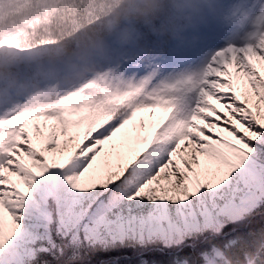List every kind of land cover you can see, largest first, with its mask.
Instances as JSON below:
<instances>
[{
    "label": "snow or ice",
    "instance_id": "1",
    "mask_svg": "<svg viewBox=\"0 0 264 264\" xmlns=\"http://www.w3.org/2000/svg\"><path fill=\"white\" fill-rule=\"evenodd\" d=\"M215 11L107 87L0 110V264H264V0L219 47Z\"/></svg>",
    "mask_w": 264,
    "mask_h": 264
},
{
    "label": "rangeland",
    "instance_id": "2",
    "mask_svg": "<svg viewBox=\"0 0 264 264\" xmlns=\"http://www.w3.org/2000/svg\"><path fill=\"white\" fill-rule=\"evenodd\" d=\"M211 2L212 0H170L167 10L174 19L170 21L171 18L167 17L166 20L170 23L165 22V29L170 34L156 35L155 26H150L151 31L144 29L145 36L142 40L155 37L168 41L177 38L182 31L207 18ZM234 4L235 0H215L211 45L222 46L231 38V28L224 17ZM64 8L63 3H49V0H0V67H10L7 73H0V110L5 113L15 111L23 102H31L37 98H55L88 82L96 85L93 90H98L101 85L107 87L104 81L109 73L115 71L125 59H133V48L138 44L135 36L143 30L128 21L115 24L96 45L80 49L81 53L73 54L69 61L58 59L43 65L33 61L30 56L22 57L19 50L28 47L29 25H33L38 19V14L40 18L48 17L54 11ZM180 18L182 22L177 21ZM64 23L66 28H76L77 25L73 18L65 19ZM150 33L153 34L152 37ZM116 83H120L118 78Z\"/></svg>",
    "mask_w": 264,
    "mask_h": 264
},
{
    "label": "trees",
    "instance_id": "3",
    "mask_svg": "<svg viewBox=\"0 0 264 264\" xmlns=\"http://www.w3.org/2000/svg\"><path fill=\"white\" fill-rule=\"evenodd\" d=\"M49 3H63L65 8L42 18L38 14L40 12H35L38 19L33 25H29L28 47L18 49L22 57L30 56L33 61L43 65L58 59L71 60L73 54L81 53L80 49L96 45L115 24L128 21L140 27L143 31L135 36L136 43H139L145 36L144 29L149 31L150 26H155L156 35H169L170 32L165 29V22L168 21L166 18H171L170 21L174 19L167 10L170 0H143L142 3L138 0H49ZM68 18L75 19L76 28H66L64 20ZM181 20L182 18L177 19L179 22ZM150 34L152 37L153 34ZM9 70L8 65L0 67V73L4 74ZM254 226L259 227V221L254 222ZM132 258L129 251L89 257L94 264H106L107 260L113 259L127 261ZM155 258L164 259L162 256Z\"/></svg>",
    "mask_w": 264,
    "mask_h": 264
}]
</instances>
